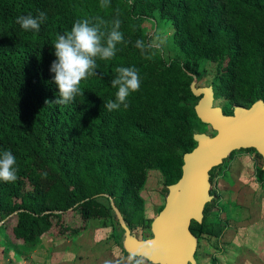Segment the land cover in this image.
I'll use <instances>...</instances> for the list:
<instances>
[{"label":"trees","instance_id":"1","mask_svg":"<svg viewBox=\"0 0 264 264\" xmlns=\"http://www.w3.org/2000/svg\"><path fill=\"white\" fill-rule=\"evenodd\" d=\"M147 19L171 23L178 57L152 53ZM201 61L224 67L218 96L264 102V0H0V222L14 220L23 252L69 211L83 227L113 204L131 226L148 169L179 180L204 125L190 89ZM111 226L128 254L115 211Z\"/></svg>","mask_w":264,"mask_h":264},{"label":"rangeland","instance_id":"2","mask_svg":"<svg viewBox=\"0 0 264 264\" xmlns=\"http://www.w3.org/2000/svg\"><path fill=\"white\" fill-rule=\"evenodd\" d=\"M142 29L147 34V42L152 53L160 57L163 62L178 57L177 48L173 45L171 37L173 28L168 20L147 19L143 22ZM199 67L202 72L199 77L193 76L190 89L192 91L210 87L212 108H219L223 114L231 115L235 106L249 108L254 103L249 105L238 100L228 101L222 96H218L213 81L224 67L220 68L217 63L210 61H201ZM201 96L202 94L199 95V98ZM198 133L212 138L218 133V130L212 124L204 123L203 130ZM196 146H198V141ZM262 161V152L258 147H240L230 150L221 157L218 164L213 165L206 172L210 182V198L204 204L200 218L191 220L201 223L202 220L216 218L222 223H227L229 230L236 225L226 216L230 217L232 216L230 214L234 212L236 218L261 217V223L255 225L257 227L254 228L250 236L241 233L243 235L236 241L239 244L225 241L228 239V235L226 236L224 230L221 231V234L214 232L210 236L196 237L199 244L196 249L198 251L193 256L194 264H213L215 263L214 259L216 264H224L228 258L234 256L232 251L237 249L238 255L235 264H264L261 260L262 256L254 254L255 250H260L257 247L258 244H261L264 249V173L261 171L264 168H262ZM145 177L141 194L146 201V207L139 215L133 217L131 226H127L129 235L140 241L154 238L152 222L159 212L158 207L164 205L171 192L170 187L164 184L163 177L157 169H148ZM245 205L250 206V212L244 208ZM94 209L100 208L94 205ZM226 210L233 212L228 215ZM113 211L112 205L106 207L104 211L101 210L102 214H105L103 218H91L83 227L80 225L82 223L80 211H69L64 215L63 220L54 224L51 231L41 236L42 247L31 249L30 252H23L21 241L14 238L12 234L14 220L6 219L0 222V264H159L150 260L147 255L138 257L128 255L129 253H125L122 248L118 247L112 237L105 240L91 238L100 230L109 231ZM241 222L238 220L235 229L237 235L240 234V229L244 228L239 226ZM65 225L82 227L75 240L66 237L69 229L66 230ZM123 235H125V230ZM124 242L125 238L122 239V244ZM242 249L243 253H241Z\"/></svg>","mask_w":264,"mask_h":264},{"label":"water","instance_id":"3","mask_svg":"<svg viewBox=\"0 0 264 264\" xmlns=\"http://www.w3.org/2000/svg\"><path fill=\"white\" fill-rule=\"evenodd\" d=\"M195 96L202 94L194 106L197 117L210 123L218 133L209 138L197 133L198 146L183 157L182 175L170 185V195L165 205L152 222L154 238L137 241L129 235L119 212L113 206L119 222L125 230V249L134 255H147L159 264H194L193 252L196 238L188 225L191 219L198 220L206 201L210 198L207 171L218 164L230 150L256 146L262 152L264 168V103L261 99L249 108L235 106L231 115L219 108H212L210 87L192 90ZM132 241V242H131Z\"/></svg>","mask_w":264,"mask_h":264},{"label":"crops","instance_id":"4","mask_svg":"<svg viewBox=\"0 0 264 264\" xmlns=\"http://www.w3.org/2000/svg\"><path fill=\"white\" fill-rule=\"evenodd\" d=\"M263 165V164H262ZM264 170V169H263ZM167 186H170V185H167ZM143 187H144V185L142 186V188L140 189V195L142 196V194H141V192L143 191ZM143 197V196H142ZM143 199H144V197H143ZM146 201H145V199H144V207H146ZM164 205H165V203H164ZM164 205H162V206H164ZM160 207V206H159ZM159 207H158V209H159ZM163 208V207H162ZM244 208H247L248 210H249V212L251 211L250 210V206H248V205H245L244 206ZM241 209H242V207L240 208V216H241ZM227 211V210H226ZM233 211L231 210V211H227V214L229 215L230 213H232ZM230 215H232V216H230V217H228V216H226V218H228V219H231L232 220V222H234L235 223V227L233 228H231V229H227V223H226V227L224 228V231H226V236L228 235V239H225V241H228L229 243L230 242H233V244H239V243H237L236 241L240 238V236L241 235H243V234H241V233H244V234H248L249 236L251 235V233H253V230H254V228L255 227H257V226H255V225H259L260 223H261V217H254L253 219H245V218H243V217H241V218H236V215L234 214V212L232 213V214H230ZM238 220H240V221H242L241 222V224H239V226H243L244 228L243 229H240V231H239V235H237L236 233V231H235V229H236V227H237V225H238ZM237 223V224H236ZM190 230V229H189ZM238 230V229H237ZM112 226L111 227H109V231H107V230H105V231H103V230H100L95 236H92L91 238L93 239V240H100V239H107V238H109V237H112V239H113V234H112ZM191 232V231H190ZM230 234H229V233ZM192 233V232H191ZM235 233V234H234ZM132 234V233H131ZM193 234V233H192ZM194 235V234H193ZM229 235H230V238H229ZM232 236V237H231ZM194 237L196 238V236L194 235ZM135 238V240H137V241H140L138 238H136V237H134ZM259 238H261V237H259ZM93 240H91V241H93ZM114 240V239H113ZM229 243H227V244H229ZM198 244H199V241H198V239L196 238V245H195V250H194V252H193V256H194V254L196 253V249H197V247H198ZM259 246H257L258 248H260V250L258 251V250H255V252H254V254H255V256H259V254L262 256H260L262 259V261L264 262V258H263V256H264V249L262 248V245L261 244H258ZM238 246H240V245H238ZM263 246H264V243H263ZM119 247V246H118ZM242 247V246H241ZM119 248H121V247H119ZM255 249H257L256 248V246H255ZM263 249V250H262ZM238 250V249H237ZM237 250H235V251H232L233 252V254H234V256L233 257H230V258H228V261H226V263H224V264H235L237 261H236V257H237V253H236V251ZM250 251V250H249ZM241 252H244V250L242 249V251ZM129 253V252H128ZM262 253V254H261ZM130 255H134V254H131V253H129ZM134 256H136V257H138V256H141V255H134ZM186 264H190L188 261H187V263Z\"/></svg>","mask_w":264,"mask_h":264}]
</instances>
